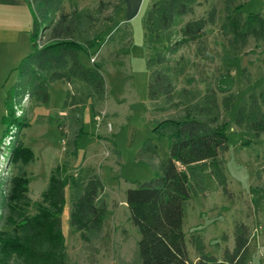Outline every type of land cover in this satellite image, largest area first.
Masks as SVG:
<instances>
[{
  "label": "trees",
  "instance_id": "obj_1",
  "mask_svg": "<svg viewBox=\"0 0 264 264\" xmlns=\"http://www.w3.org/2000/svg\"><path fill=\"white\" fill-rule=\"evenodd\" d=\"M27 1L34 11L33 52L17 68L18 78L7 92L2 117L7 132L17 128L18 138L12 150V175L0 189V264H70L62 225L66 189L71 188L70 227L83 242L92 243L102 237L110 213L105 183L93 165L83 163L70 172L68 160L58 162L34 201L28 167L35 154L19 140L29 123L24 116H16L17 108L25 98L29 104H49V85L59 81L71 85L64 108L72 111L71 127L79 126L80 108L87 101L102 109L108 89L101 67L128 55L133 33L130 23L120 19L126 11L125 0H99L92 7L71 2L70 10H66L68 0ZM209 1L156 0L144 14L150 109L173 115L163 117L154 128L156 137L170 139L169 156L160 162L154 178L126 191L130 220L141 234V264L250 263L251 230L245 223H237L235 248L226 249L223 259L208 254L203 237L193 233L197 253L193 261L184 231L187 204L194 195L221 187L228 192L224 163L230 146L224 119L237 94L233 83L223 81L233 80L231 70L251 39L264 43V14L245 15L241 0H213L204 15L195 17L196 8ZM106 46L107 58L91 65L82 61L83 52L98 56ZM218 61L226 67L225 76L216 67ZM205 63L214 66L208 74ZM197 80L203 89L195 85ZM65 123L59 122L63 135L67 134ZM234 123L245 145L264 139V87H253L243 98ZM81 133L78 127L75 153ZM142 153L150 158L157 155L155 138L145 142Z\"/></svg>",
  "mask_w": 264,
  "mask_h": 264
},
{
  "label": "rangeland",
  "instance_id": "obj_2",
  "mask_svg": "<svg viewBox=\"0 0 264 264\" xmlns=\"http://www.w3.org/2000/svg\"><path fill=\"white\" fill-rule=\"evenodd\" d=\"M154 1L125 0L126 11L120 19L130 23L133 37L126 57L101 67L108 89L103 105L110 114L107 113L105 120L99 122L96 119L101 111H105L104 108L100 109L93 101H87L80 108L79 126L70 125L67 134L63 135L59 122H69L72 116V111L64 108L71 85L59 81L49 85V104H29V99L25 98L17 108L16 116H24L29 123L20 132L19 140L32 148L35 154V161L29 165L33 171L30 177L34 197L46 188L51 167L66 160L70 162L71 170L83 163L93 164L105 183L110 213L102 237L92 243H85L78 232L70 226L64 227L70 264H141L138 255L141 234L130 220L126 191L138 182L154 178L160 162L169 156L170 139L167 136L156 137L154 128L163 117L173 115L171 112H151L148 99L150 72L147 67L143 18ZM241 1L245 15L253 12L264 14V0ZM71 2H78L81 7H92L99 0H68L66 10H70ZM213 4L212 0L198 6L194 16L204 15ZM216 4L222 6L220 1ZM33 20V7L27 0H21V3L16 0L0 1V142L8 133L2 122L6 113L7 92L17 81V68L22 60L33 52ZM108 48L101 49L99 55L94 57L95 62L108 57ZM185 53L190 52L186 50ZM81 59L85 64H93L88 52H83ZM221 62L218 61L216 67L218 65L219 73L225 76L226 67ZM204 69L205 74H208L214 66L205 63ZM231 76L233 80L223 81L224 85L233 83L232 91L237 94L235 104L224 119L230 146L224 163L229 189L226 192L221 187L194 195L187 204L184 231L189 257L193 261L197 260L192 244L193 233L203 237L208 254L223 259L226 249L235 248L237 223H245L251 230L249 264H264V139L245 145L244 136L234 123L235 112L243 98L253 87H264L262 41L251 39L240 59L235 62ZM195 85L200 89L204 87L200 80ZM78 127L82 128V133L75 145V153L73 141ZM149 138H155L158 144V153L154 158L142 153ZM11 164L0 162L3 170L0 172V188L7 182L8 175L4 172Z\"/></svg>",
  "mask_w": 264,
  "mask_h": 264
},
{
  "label": "built area",
  "instance_id": "obj_3",
  "mask_svg": "<svg viewBox=\"0 0 264 264\" xmlns=\"http://www.w3.org/2000/svg\"><path fill=\"white\" fill-rule=\"evenodd\" d=\"M92 62H95V58L92 57ZM107 117V113L106 111H101L100 114H98L96 116V119L99 122H102L103 120H105ZM110 123H109V127H110ZM17 133V128L16 127H11L10 131L7 133V135L3 138L1 146H0V162H8L9 165L12 162V150L14 148V146L16 145V135ZM65 139H63V144L65 145ZM9 155V158H8ZM12 169L13 166L11 164L10 167H8V170H6V172H4L6 175H8L7 177V182L9 177L12 175ZM0 172H3L2 168L0 167ZM7 182L5 183V185L7 184ZM5 185L3 187H5ZM1 189V188H0Z\"/></svg>",
  "mask_w": 264,
  "mask_h": 264
},
{
  "label": "crops",
  "instance_id": "obj_4",
  "mask_svg": "<svg viewBox=\"0 0 264 264\" xmlns=\"http://www.w3.org/2000/svg\"><path fill=\"white\" fill-rule=\"evenodd\" d=\"M0 1H3V0H0ZM17 2H19V3H21V0H16ZM93 57H95V56H93ZM91 59H92V57H91ZM91 62H92V60H91ZM85 63V62H84ZM93 63V62H92ZM88 65V64H87ZM91 65V64H90ZM106 101V100H105ZM103 108H104V110L106 111V113H108L109 114V112L106 110V107H105V105H103ZM110 115V114H109ZM65 129H66V131L68 132V130H69V127H70V123L69 122H66L65 123ZM35 161V160H34ZM33 161V162H34ZM62 162V161H61ZM56 164H54L52 167H51V169L49 170V173H48V177H47V181H46V187H47V184H48V178H49V174H50V172H51V170H52V168L55 166ZM90 165H93V164H90ZM94 166V165H93ZM74 168V167H73ZM71 170V169H70ZM75 171V169H72L71 171ZM28 171H29V173H33V171H31L30 169H29V167H28ZM31 185H32V177H31V182H30V189H31ZM45 189H42L41 191H39L37 194H36V196L34 197L32 194L33 193H31V196H32V198H33V200L34 201H36V200H38L39 198H40V196H41V193L44 191ZM71 188H70V186H68L67 187V189H66V204H65V207H64V211H63V215H62V225H63V231H64V227H69L70 226V211H71ZM127 204V203H126Z\"/></svg>",
  "mask_w": 264,
  "mask_h": 264
},
{
  "label": "clouds",
  "instance_id": "obj_5",
  "mask_svg": "<svg viewBox=\"0 0 264 264\" xmlns=\"http://www.w3.org/2000/svg\"><path fill=\"white\" fill-rule=\"evenodd\" d=\"M94 63V62H93Z\"/></svg>",
  "mask_w": 264,
  "mask_h": 264
}]
</instances>
